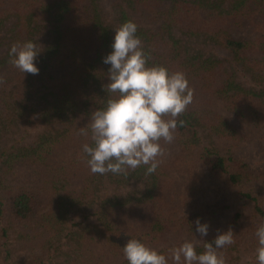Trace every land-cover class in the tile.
<instances>
[{
	"label": "trees",
	"instance_id": "1",
	"mask_svg": "<svg viewBox=\"0 0 264 264\" xmlns=\"http://www.w3.org/2000/svg\"><path fill=\"white\" fill-rule=\"evenodd\" d=\"M106 1L0 0V32L6 29L0 37V188L2 174H7L20 161L34 164L39 176L31 186L15 185L4 196L0 190V249L6 243L5 237L9 239V232L23 235L19 237L27 243L37 241L35 245H39L41 240L58 239L68 229L69 233L78 234L77 241L69 243L71 251L67 250L54 264H117L124 256V246L117 244L119 237H135L147 246L158 245L185 225L189 232L195 231L197 218L201 216L204 220L215 213L203 209L192 213L190 218L173 222L175 202L166 200L168 186L175 181L171 168L187 171L192 177L203 163L210 166V171L229 172V182H238L246 172L241 168V172L232 173L228 169L232 159L226 160L213 146L206 145L201 135H207L211 143L221 138L240 139L236 129L221 116L223 106L234 108L239 118L256 117L257 123L264 120V0H112L107 7ZM133 15L147 17L149 24L159 23L161 27L158 31L144 27ZM128 20L138 25L137 35L148 57L147 65H164L170 72L185 73L194 98L176 118L184 124L178 123L174 140L160 141L163 153L172 145L176 152L168 161L159 157L154 173L147 174L146 166H140L128 170L127 176L93 174L82 146L92 144L93 113L103 109L113 95L105 91L110 65L104 64L103 58L111 52L114 29ZM248 22L260 32L258 39L236 38L227 28L232 23ZM14 25L19 36L9 43L7 32ZM39 36L44 39L43 52L39 49L36 58L39 73L18 72L17 82L9 88L14 76L4 77L1 72L6 64H11V46L38 42ZM92 46L95 52L91 57L87 53ZM58 68L67 69L60 75L52 73L51 70ZM219 99L226 105L216 103ZM192 104L194 109L190 108ZM62 151L68 154L56 164L53 155ZM259 176L264 180V169ZM73 181L81 186L78 194L72 188L76 184ZM104 182L113 183L116 195L122 191L128 193L122 203L109 204L104 199L101 206L110 207L114 218L119 210H128L129 218L141 217V228L132 223L130 231H126L117 221L101 215L98 224L88 220L85 227L74 230L79 224L69 222L73 209H79L88 218L91 211L88 205ZM64 185L71 188L65 192ZM53 195H58V199L38 220L40 225H34L39 235L28 234L32 229L29 222ZM245 196L253 203L252 226H260L264 223V193L260 197L251 193ZM241 215L236 213L229 228L233 231L234 244L246 246L250 232L240 225ZM237 229L244 235L234 236ZM217 234L202 242H191L198 253L203 252L204 244ZM99 239L101 244L98 242L96 250L93 246ZM184 242L159 250L168 256V264H174L170 250ZM222 249L227 258L228 252L233 251L231 245ZM246 251L247 246L243 252ZM227 258L225 261L231 262ZM32 262L43 264L40 259Z\"/></svg>",
	"mask_w": 264,
	"mask_h": 264
},
{
	"label": "rangeland",
	"instance_id": "2",
	"mask_svg": "<svg viewBox=\"0 0 264 264\" xmlns=\"http://www.w3.org/2000/svg\"><path fill=\"white\" fill-rule=\"evenodd\" d=\"M110 1L112 0L106 1V7L109 5ZM106 11L109 13V9ZM133 17L137 19L138 24H142V26L148 27L155 31H158L161 27L159 23L151 22L149 24V18L147 17H142L141 15L139 17H137V15H133ZM262 18L263 17H260L258 19L262 20ZM48 22L52 24L51 20H48ZM12 28L11 32L8 31L6 36L9 37V43L13 42L19 36V34L18 36H16L15 33L17 32L16 30L18 28L15 25ZM227 28L231 30V33L236 38L258 39V37L260 36V32L255 30L253 28V24L249 22L242 25L232 23L230 27ZM4 29L5 28H2V30ZM2 32L3 33L0 32V37H2L4 33H6V29ZM38 40L39 41L35 42V44L37 49H40L42 53L44 39L43 37L39 36ZM199 43L197 44L199 45ZM94 50L95 48H93L92 46V48L89 49L87 55L91 57L94 56ZM35 63L39 64V61L36 60ZM66 69L67 68H58L51 71L56 75H60L62 71ZM18 72L21 71L15 68L12 64H6L3 67L1 73L4 77L14 76L11 80V84L8 86L9 88L13 87L17 82L16 75ZM216 103L220 104L221 106L226 105V103L220 99L219 101L216 100ZM194 104L196 103L194 102ZM190 108L194 109L195 106L192 104ZM223 108L225 109H223L221 116L226 118L229 122V125L233 126L236 129L235 132H237L236 134L240 136V139L238 141H235L221 138L214 140L213 143H211L209 142V137H207V135H201V137L203 138V141L206 142V145H209L210 148L211 146H213L216 151L219 152V155H223L225 158H227L226 160H229L228 158L232 159L231 162L229 161L231 166L228 167V169L232 173H238L237 170L240 171L244 168V171L246 172L244 173L243 178L238 182H229V172L217 173L215 171L213 172L212 170L210 171V166L203 163H200L197 166L192 177L187 171L183 172L179 169L171 168V174L173 175V178H175V181H171V187L170 185L168 186L166 200L168 202H175V214L173 215V222L176 224L177 221L183 220V218L189 216L191 217L193 216L192 213H198L203 209L211 212L215 211V213H213L211 218L204 217V220H202L203 218H201V216L199 217L201 223L208 222L209 224V231L205 237L201 238L199 233H197L196 231L189 232L188 226L185 225L184 228H181L176 235L171 234V236L169 237H164V240L160 244L149 245V247L159 251L161 248H166L173 243H181L183 241L202 242L215 233L226 231L234 221L236 213L239 212L240 214H242L240 225H243L244 228L248 230V233L250 232L248 234L249 237H247L249 242H246V253L243 252L246 246H242L240 243H233L231 245L233 251L228 252V258L225 256L224 249H219L218 253L223 255L224 258H227L229 261H231L226 262V260L225 263L258 264V261L256 259V249L258 247V242L255 236V232L259 225L252 226L253 203L252 200L247 198L245 195L247 193H251L253 196L260 197L264 193V180L261 176H259V173L264 169V120L262 119L260 123H257L255 121L256 117L253 119H243V117L239 118L234 108L227 106H223ZM175 152L176 147L172 145L168 151L163 153L162 161H168ZM67 154L68 151H62V153L54 154L53 162H55L56 164L60 163V161H63L66 158ZM229 162L226 161V163ZM240 163L246 165V167H241L239 165ZM35 170L37 169L34 164H28V162L20 161L15 164L12 169L7 172V174H2L4 180L2 181L3 185L0 190L3 193V196L6 195L7 192L15 185H30L33 184V182L37 181L39 176L35 173ZM69 188H71L70 185H64L65 192ZM72 188L77 194L81 191V186L77 182L76 184L74 183L72 185ZM65 192H63V194H65ZM127 193V191H122L120 195H116L114 193L113 183L104 182L93 196L92 203H89L90 205H88V208H91L90 214L87 215L88 218H84L85 215H83L82 212L80 213L79 209H73L69 218V222L71 224H73L74 222H76V224H79V226L77 225L78 227L74 228V230H77V228L85 227L84 225L88 220L95 224H98L102 216L106 215L109 217V219L115 222L117 221L119 223V226L125 228L126 231H130V224L132 223H134V225L139 224L138 226L139 228H141V217L135 218L134 215H131L129 218L126 214L128 210H119L116 214V217L114 218V213H112L114 211L110 207L106 208L101 206L104 199L105 202H109V204H116L118 202L122 203ZM57 197L58 195H53L52 199L48 201L44 207L38 208L36 213L37 216L29 222V226H31L32 229L30 231H27L28 234L31 233L32 235H39V231L35 232L36 229H33L36 228L34 225H40V221L38 220L44 217V213L53 206V204L55 203L54 200L58 199ZM49 214L50 213H48L46 216H48ZM4 224L7 225V221H5ZM7 231H11V229H8ZM68 231V229L63 230V232L57 236L59 237L58 239H55L54 237L47 241L41 240V244L39 245H35L37 241L33 242L32 244L27 243L24 241L25 238L19 237L20 234L13 235L11 232H9L10 234H8L7 236L9 239L5 237L4 240L6 243L3 244L2 248L0 249V264H31L35 259L42 260L43 264H54V262H57L58 259H62V256L64 257V254L65 252H67V250L71 251V246L69 245V243L77 241L76 239L78 234L75 236ZM239 232L240 229H237V232L234 236L238 237L244 235L242 230V233L240 232V235ZM66 235H68L69 237H67ZM130 239L131 237H119L117 244L125 246V244ZM98 242L101 244V240L99 239V241H97L93 246L96 250L97 247H99L97 246ZM125 261V256H121L119 260L120 263L117 264H125Z\"/></svg>",
	"mask_w": 264,
	"mask_h": 264
},
{
	"label": "clouds",
	"instance_id": "3",
	"mask_svg": "<svg viewBox=\"0 0 264 264\" xmlns=\"http://www.w3.org/2000/svg\"><path fill=\"white\" fill-rule=\"evenodd\" d=\"M114 30L111 52L103 58V63L110 65L105 91L113 95L103 109L93 113L92 144H84L82 151L89 157L87 164L93 174L127 176L128 170L140 166H146V173L151 174L163 155L160 141L174 140L178 123L184 124L176 118L192 103L194 92L185 73L170 72L164 65H147L148 57L134 21H125ZM39 53L33 41L14 43L9 50V62L24 74L36 75ZM195 224V231L205 237L208 222L201 223L197 218ZM255 236L256 259L258 264H264V223ZM233 243V231L229 228L205 243L203 252L198 253L193 242L185 241L171 249L170 256L174 264H225L217 250ZM123 253L128 264H168V256L135 238L128 240Z\"/></svg>",
	"mask_w": 264,
	"mask_h": 264
}]
</instances>
